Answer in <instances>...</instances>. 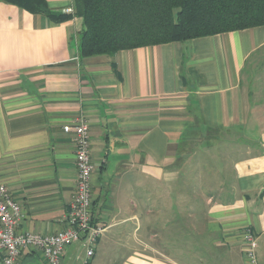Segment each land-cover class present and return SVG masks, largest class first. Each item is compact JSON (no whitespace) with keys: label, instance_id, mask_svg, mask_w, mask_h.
Masks as SVG:
<instances>
[{"label":"crops","instance_id":"crops-1","mask_svg":"<svg viewBox=\"0 0 264 264\" xmlns=\"http://www.w3.org/2000/svg\"><path fill=\"white\" fill-rule=\"evenodd\" d=\"M81 30L0 2V184L21 206L16 232L62 230L77 176L62 128L83 117L104 230L88 264H245V230L264 264V26L84 60ZM180 177L197 194L180 200ZM85 257L75 243L61 264Z\"/></svg>","mask_w":264,"mask_h":264},{"label":"trees","instance_id":"trees-1","mask_svg":"<svg viewBox=\"0 0 264 264\" xmlns=\"http://www.w3.org/2000/svg\"><path fill=\"white\" fill-rule=\"evenodd\" d=\"M54 24L81 20V60L264 26V0H72L52 13L45 0H0Z\"/></svg>","mask_w":264,"mask_h":264},{"label":"built area","instance_id":"built-area-1","mask_svg":"<svg viewBox=\"0 0 264 264\" xmlns=\"http://www.w3.org/2000/svg\"><path fill=\"white\" fill-rule=\"evenodd\" d=\"M72 9L64 11L71 14ZM62 131L72 136L75 148L76 188L68 204L63 228L50 236L17 233L21 220V206L8 188L0 184V264H20L24 251L39 252L46 264H61L67 248L81 243L86 253L84 264L93 257V247L104 231L93 222L91 215V177L93 165L90 154L89 125L83 117L63 126ZM243 256L246 264H258L255 238L249 230L242 234Z\"/></svg>","mask_w":264,"mask_h":264},{"label":"rangeland","instance_id":"rangeland-1","mask_svg":"<svg viewBox=\"0 0 264 264\" xmlns=\"http://www.w3.org/2000/svg\"><path fill=\"white\" fill-rule=\"evenodd\" d=\"M195 166H196V164H195ZM197 174L198 173H195L194 174V177L195 178H197V179H199V177L197 176ZM185 178H188V175L187 176H184L183 177V179H185ZM183 179L180 177V180H182L180 183H179V185H178V189H177V196L180 198V200H185L188 196H187V194H189V195H191V192H193V194H197V190H195L194 189V187L193 186H190V187H188V185L189 184H187L185 181H183ZM201 189V192H204L205 191V189H203V188H200ZM199 195H201V194H199ZM189 198V197H188ZM187 200V199H186ZM185 202V201H184ZM184 202H182L181 204L179 203L178 205L180 206H182V209L184 208ZM194 204V206H195V211H200V204H199V202H195V203H193ZM177 222H178V224H179V227L182 225V223H184V222H189V219H186V217H184L183 216V218L182 219H179V220H177ZM198 226L200 227V222L198 221ZM85 253V250L83 249V254ZM81 257H83V256H81ZM42 258V257H41ZM44 261V260H43ZM45 262V261H44ZM80 263L82 262V260L81 261H79ZM109 261H101V264H107ZM44 264V263H43ZM46 264V263H45ZM245 264H246V261H245Z\"/></svg>","mask_w":264,"mask_h":264}]
</instances>
